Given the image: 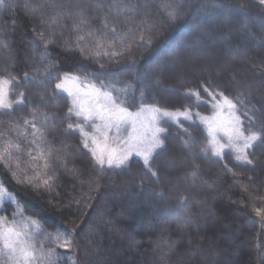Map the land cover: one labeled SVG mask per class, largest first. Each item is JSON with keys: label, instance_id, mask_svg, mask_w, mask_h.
<instances>
[{"label": "trees", "instance_id": "trees-1", "mask_svg": "<svg viewBox=\"0 0 264 264\" xmlns=\"http://www.w3.org/2000/svg\"><path fill=\"white\" fill-rule=\"evenodd\" d=\"M84 2L90 5L86 15L95 34L106 35L108 42L114 43L118 37L101 31L105 17L109 28L115 27L117 32L123 33L129 27L137 29L145 15L151 16L155 21L150 34L152 43L150 46L134 43L119 63H110L107 57L97 62L95 58L65 48L64 39L75 38L72 19L65 17L60 21L64 26L56 29L55 43L49 46L45 61L56 64L60 74L82 67L97 71L100 79L129 81L132 88L128 100L134 102L131 111H136L141 104L156 102L162 107L179 108L191 102L184 95L186 89L197 87L201 81H211V88L224 91L230 97L243 93L241 111L254 105L255 113L248 112V115L264 119L261 116L264 113V69L261 68L264 64V28H261L264 7L258 0ZM124 2L135 5L139 14L118 11V6ZM97 3L101 4L100 8L96 7ZM166 4L177 8L179 14L175 20L166 15L163 7ZM230 18L235 21L226 28L223 21L231 22ZM34 28L36 32L45 30L39 19L25 10L24 0H4L0 5V36L6 34L9 42L8 51L0 49V76L8 74L2 70L8 65L14 64L8 71L17 79L33 67L42 66L39 59L42 42L33 32ZM189 52L204 57L192 62L184 57ZM177 57L178 61L173 60ZM131 60L136 63H129ZM56 82L52 79L49 92ZM117 86L125 85L118 83ZM25 89L34 100L36 91H42L33 82H22L15 87L16 92ZM201 95L207 99L203 91ZM68 104L67 93H61L54 104L43 109L60 117L48 129V140L55 141L54 153L63 156V147L71 146L66 166L59 160L51 162L48 173L54 177L51 189L18 183L3 165H0V183L13 194L22 215L38 219L45 232H55L57 228L71 231L77 227L79 264H260L264 252L258 251L257 245L264 244V240L260 239L261 224L255 217V209L264 208V143L250 150L255 154L250 158L257 165L253 167L235 161L227 150L222 157L199 152L205 147L206 129L198 119L182 121L184 128L198 141L190 149L181 146L176 138L177 126L168 122L162 124L167 129L164 134L167 151L162 155L172 157L174 166L166 165L165 174L158 182L144 174L136 157L132 158L129 169L101 173L92 166L87 150L80 146L79 133L64 132L67 123L77 122L64 117ZM192 111L208 115L211 110L201 104ZM28 112V108L16 107L11 113L0 114V130L7 129L9 120L27 116ZM9 136L15 139V133L10 132ZM21 143L25 151L21 156L24 167L17 173L19 179L25 174L34 175L26 163L30 145L22 140ZM192 152L197 155H191ZM181 155L183 159L179 158ZM193 161L200 166L195 177L187 175ZM225 165L232 171L226 170ZM248 176L254 179H246ZM179 195L192 199L186 205H179ZM15 211L16 207L8 200L4 201L0 214L11 220ZM187 216H191V222L185 221ZM254 218L257 222H253ZM169 243H174L172 251L166 247ZM50 246L45 244V247ZM57 254L61 257L60 264H71L68 257L73 253L70 250L58 248Z\"/></svg>", "mask_w": 264, "mask_h": 264}, {"label": "snow or ice", "instance_id": "snow-or-ice-1", "mask_svg": "<svg viewBox=\"0 0 264 264\" xmlns=\"http://www.w3.org/2000/svg\"><path fill=\"white\" fill-rule=\"evenodd\" d=\"M4 0H0L2 5ZM264 7V0H258ZM89 4L84 0H24L26 11L33 13L44 26L45 30L36 32L43 51L39 57L42 66H35L31 71H26L20 79L8 71V65L3 71L7 75L0 76V114L11 113L16 107L28 108L27 116H21L9 120L8 127L0 130V165L11 171L18 183H25L37 187L51 189L54 177L49 176L51 162L53 159L67 164L66 156L71 146L65 145L62 149L64 155L54 153V140H48V129L54 126L60 117L55 112L43 109L54 104L61 93H67L69 101L64 117L68 120L73 118L76 123H67L64 132H78L79 143L82 149L87 150L92 166L101 173L113 169H129L133 157L142 164L145 175H150L155 181L165 174L166 165L173 163V158L162 155L167 151L166 136L167 129L161 125L172 122L178 128L177 139L182 147L190 149L196 141L191 133L184 128L182 121L198 119L206 129L205 147L199 149L202 153H211L216 157H222L226 150L234 155L237 162L256 167L254 149L258 144L264 143V119L249 116L248 112L255 113V106L251 109L241 111L239 105L244 104L241 99L243 93L230 97L224 91L211 88V81H201L195 88H188L184 95L191 100L179 108H166L160 106L159 102L152 105L141 106L135 111L130 108L134 102L128 100L132 85L129 81L111 77L100 79L97 71L79 68L75 72H64L60 74L58 66L48 61V48L55 43L53 37L60 23L65 17L72 19V32L75 38H65L64 46L68 51H79L82 56L95 58L97 62L107 57L108 61L117 62L122 56L130 52L133 44L150 46L152 43L151 32L155 26L154 19L145 15L139 22L138 28L131 27L123 33L117 32L115 27H108L107 17L101 28L105 34L118 37L116 42H108L106 35H96L90 18L86 15ZM101 7L100 3L96 4ZM147 11L148 6L145 4ZM166 15L175 20L179 14L177 8L171 4L163 6ZM47 9V10H46ZM123 9L131 12L134 16L139 14L138 8L128 2L118 6V11ZM15 20L12 21L13 27ZM264 28V19L261 21ZM138 32V35L135 33ZM251 35V32H250ZM91 43L92 47H89ZM0 49L9 50V42L6 34L0 36ZM135 64V60L129 61ZM103 68V65H101ZM264 69V64L261 65ZM54 73L56 76L54 77ZM57 82L52 85V91H48V85L52 79ZM22 82H33L39 86L35 93V100L29 97L27 89L19 92L15 87ZM118 83H124V87H118ZM207 85V86H206ZM246 87H250L246 85ZM201 91L207 96L205 99ZM15 96L16 99H11ZM143 99V93L141 94ZM248 99V97H245ZM205 104L210 108V114L202 115L192 111L193 108ZM264 117V113L261 114ZM243 117V118H242ZM15 133V139L9 133ZM182 133L183 135H180ZM187 137V138H185ZM21 140L30 145L27 149L26 163L31 166L33 176L24 175L22 179L17 178V173L24 165L21 156L25 151ZM191 155H197L192 152ZM183 159L184 156L179 157ZM174 166V163H173ZM199 165L192 162V170L188 176L195 177L199 172ZM226 170L228 169L225 165ZM43 173V176H42ZM46 177V178H45ZM246 179H254L252 176ZM12 200L14 196L8 192L4 184L0 183V202ZM192 197L187 195L177 196L179 205H186ZM17 219L13 214L11 220L7 216H0V264H60L61 257L57 249L70 250L73 255L68 259L71 264H79L77 255L80 247L79 241L75 239L77 227L71 231L45 232L41 222L33 217ZM255 217L261 224L260 239L264 240V208L255 209ZM191 216L185 217L186 222H191ZM253 222H257L254 218ZM43 237L40 239V237ZM90 243V242H89ZM45 244L51 245L45 247ZM169 251L174 248V243L166 244ZM257 249L264 252V244H258ZM260 264H264L261 258Z\"/></svg>", "mask_w": 264, "mask_h": 264}, {"label": "rangeland", "instance_id": "rangeland-1", "mask_svg": "<svg viewBox=\"0 0 264 264\" xmlns=\"http://www.w3.org/2000/svg\"><path fill=\"white\" fill-rule=\"evenodd\" d=\"M231 19V22H229V21H226V20H224L223 21V23H224V26L227 28L229 25H233L232 24V21L234 20V18H230ZM235 21V20H234ZM233 21V22H234ZM211 27V26H210ZM213 27V26H212ZM246 28V27H245ZM248 30H247V28H246V32H247ZM262 40L264 41V38L262 37ZM217 41V40H216ZM255 49H256V47H254V51H255ZM232 51V50H231ZM233 51H234V53H236L237 52V50H235V49H233ZM184 57H186L187 58V60H189V61H196V59H198V58H200V57H204V55L202 54V56H197V55H193V53L191 52H189L188 53V55H185ZM181 58V57H180ZM173 60H176V61H178L179 60V57H177V58H175V59H173ZM170 68H172V66L170 65L169 66ZM133 112H135V111H133ZM162 126V125H161ZM163 127V126H162ZM171 165L173 164V163H170ZM5 201H8L7 199L5 200ZM12 203H13V205L16 207V211L14 212V214H16V217H17V219H20L21 218V215H20V213H21V211H20V209L17 207V203H16V200H15V198L14 199H12V200H10ZM3 203L4 202H0V211L2 210V208H3ZM0 216H2V214H0ZM23 217H24V215H23ZM141 260V262H142V258H140ZM140 263V262H139Z\"/></svg>", "mask_w": 264, "mask_h": 264}]
</instances>
